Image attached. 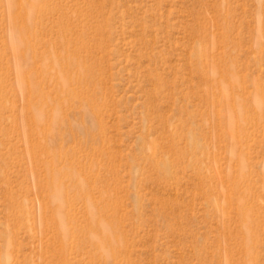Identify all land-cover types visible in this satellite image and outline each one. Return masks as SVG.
<instances>
[{
    "label": "rangeland",
    "instance_id": "rangeland-1",
    "mask_svg": "<svg viewBox=\"0 0 264 264\" xmlns=\"http://www.w3.org/2000/svg\"><path fill=\"white\" fill-rule=\"evenodd\" d=\"M0 264H264V0H0Z\"/></svg>",
    "mask_w": 264,
    "mask_h": 264
},
{
    "label": "bare ground",
    "instance_id": "bare-ground-1",
    "mask_svg": "<svg viewBox=\"0 0 264 264\" xmlns=\"http://www.w3.org/2000/svg\"><path fill=\"white\" fill-rule=\"evenodd\" d=\"M21 40H14L13 41V44H11V47H12V49H13V51L15 52V54L17 55V57L18 58H20L21 56V54H20V46H21ZM19 77H20V83H21V85L22 86H25V84H28V81H30V80H28L27 81V79H28V77L27 76H25V72H23V70H19ZM26 81H27V83H26ZM31 84H30V82H29V85H27V86H30ZM25 88H26V86H25ZM29 88V87H28ZM30 91V90H29ZM28 94H30L29 92H28ZM42 117V116H41ZM44 119V118H43ZM234 131V130H233ZM60 201V200H59ZM62 231V230H61Z\"/></svg>",
    "mask_w": 264,
    "mask_h": 264
}]
</instances>
